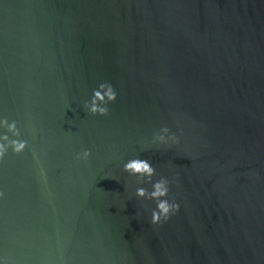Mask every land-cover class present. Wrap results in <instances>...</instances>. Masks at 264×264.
I'll list each match as a JSON object with an SVG mask.
<instances>
[{"label":"water","instance_id":"obj_1","mask_svg":"<svg viewBox=\"0 0 264 264\" xmlns=\"http://www.w3.org/2000/svg\"><path fill=\"white\" fill-rule=\"evenodd\" d=\"M4 119L28 147L0 161V264H264V0H0ZM134 158L170 182L162 225Z\"/></svg>","mask_w":264,"mask_h":264},{"label":"clouds","instance_id":"obj_2","mask_svg":"<svg viewBox=\"0 0 264 264\" xmlns=\"http://www.w3.org/2000/svg\"><path fill=\"white\" fill-rule=\"evenodd\" d=\"M117 94L113 86L109 83H101L98 89L93 91L90 102H86L84 107L93 116H107L109 114L108 104L115 102ZM0 127H4L13 137H20L21 133L15 121L9 123L7 119L0 120ZM163 133V134H161ZM0 161H3L9 149L16 155L22 154L28 147L27 141L20 139H10L8 135L0 137ZM153 143L160 145H179L180 140L176 134H171L167 127L161 128L153 133ZM91 156L88 150L76 155L77 161L87 162ZM123 171L130 176L137 177L140 182L152 183L156 170L148 160L134 158L124 164ZM152 191L140 187L136 189L135 195L140 199H148L156 202V208L151 212V224L154 226L162 225L179 211L177 203L169 202L170 182L166 178H161L152 183ZM3 193H0V198Z\"/></svg>","mask_w":264,"mask_h":264}]
</instances>
